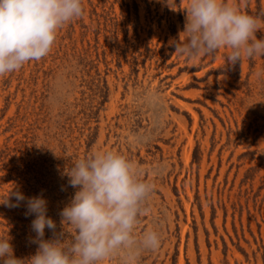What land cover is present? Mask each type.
<instances>
[{
  "label": "rangeland",
  "instance_id": "obj_1",
  "mask_svg": "<svg viewBox=\"0 0 264 264\" xmlns=\"http://www.w3.org/2000/svg\"><path fill=\"white\" fill-rule=\"evenodd\" d=\"M227 2L264 21V0ZM170 3L83 0L46 57L0 75V202L42 196L59 233L67 168L116 151L154 185L136 235L162 243L102 264H264V57L179 56L187 0ZM15 203L0 204V235L26 258L35 217Z\"/></svg>",
  "mask_w": 264,
  "mask_h": 264
},
{
  "label": "clouds",
  "instance_id": "obj_2",
  "mask_svg": "<svg viewBox=\"0 0 264 264\" xmlns=\"http://www.w3.org/2000/svg\"><path fill=\"white\" fill-rule=\"evenodd\" d=\"M164 2L172 8L170 0ZM83 15V0H0V75L46 57L58 31ZM258 32H264V21L227 0H187L183 30L170 43L188 60L225 50L226 63L235 64L264 57V36L257 38ZM66 175L75 192L59 213V233L47 215L46 199L10 192L16 200L11 206L26 201L25 215H34L31 228L36 235L31 242L38 248L34 255L18 258L8 233L0 235V264H102L120 251L131 258L141 250L159 249L162 238L157 231L136 235L154 185L140 179L133 160L98 150L72 162ZM9 195L0 204H8ZM46 228L53 232L51 239H44Z\"/></svg>",
  "mask_w": 264,
  "mask_h": 264
}]
</instances>
